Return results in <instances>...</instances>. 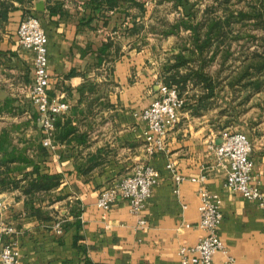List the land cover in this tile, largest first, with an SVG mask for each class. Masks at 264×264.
Masks as SVG:
<instances>
[{"label": "crops", "instance_id": "0c3cea01", "mask_svg": "<svg viewBox=\"0 0 264 264\" xmlns=\"http://www.w3.org/2000/svg\"><path fill=\"white\" fill-rule=\"evenodd\" d=\"M148 1L121 0L113 9L95 10L80 1H31V13L51 20L45 26L39 20L47 38L48 95L65 102L68 110L56 119L55 137L60 139L49 151L41 149V132L31 112L16 109V129L11 132L0 116V201L6 206L2 220L14 229L4 238L16 245L20 264H180L178 248L202 236L196 228L197 185L188 179L203 171L208 192L220 201L217 232L228 254L235 264H264V206L224 186V172L209 148L219 144L218 135L225 130L218 127L226 116L217 92L250 91L253 83L244 81L249 77H243L245 70L234 78L238 68L225 66L235 63L234 53L222 56L219 39L212 40L215 48L199 52L188 29L172 34V0H157L158 5ZM54 4L75 13L76 19L50 15L46 8ZM37 5L43 11L36 10ZM21 18L18 7L0 33V92L6 95L23 91L33 80L32 54L22 49L16 35ZM160 84L175 87L184 104L178 123L167 132L166 150L148 156L138 113L155 98ZM24 101L5 97L0 107L20 108ZM238 106L243 105L232 107ZM247 137L252 182L264 198V116ZM140 162L159 172L142 215L134 216L122 199L107 212L98 210L99 192L131 175ZM170 162L186 179L177 195L166 170ZM36 171L59 176L58 187L26 194ZM52 194L62 198V211L56 212ZM38 197L42 201H36ZM55 213L61 217V235L53 231L59 219ZM138 219L145 224L140 226ZM223 261L217 253L211 264Z\"/></svg>", "mask_w": 264, "mask_h": 264}, {"label": "built area", "instance_id": "2783aa9c", "mask_svg": "<svg viewBox=\"0 0 264 264\" xmlns=\"http://www.w3.org/2000/svg\"><path fill=\"white\" fill-rule=\"evenodd\" d=\"M16 35L22 49L32 54L33 80L26 89V96L35 108L36 122L41 130V145L48 151L54 150L55 122L67 112L68 105L48 95L47 38L39 19L34 15L24 17L19 22ZM183 104L184 100L175 87L160 84L155 98L141 110L139 118L145 125L143 139L148 156L166 150L167 132L178 123ZM209 148L213 151L216 167L224 172V186L245 200L264 206L260 189L252 182V145L248 137L239 132L229 133L221 137L219 144L211 143ZM166 170L172 180V191L177 195L180 184L186 179L174 162L168 163ZM205 172L197 178L188 179L197 185L199 220L196 228L202 232V236L197 243L178 248V261L180 264H211L212 257L220 253L224 258L223 264H235L234 258L228 254L218 236V227L222 221L220 201L218 196L208 192ZM158 181V170L140 162L134 166L131 175L103 188L98 194L95 207L107 212L118 199H122L127 202L130 212L139 218ZM5 209V204L0 201V264H20L16 245L6 242L4 238L14 233V229L2 220ZM138 224L143 226L145 222L138 219ZM61 225L59 221L54 223L53 231L56 235H61Z\"/></svg>", "mask_w": 264, "mask_h": 264}, {"label": "rangeland", "instance_id": "374dc122", "mask_svg": "<svg viewBox=\"0 0 264 264\" xmlns=\"http://www.w3.org/2000/svg\"><path fill=\"white\" fill-rule=\"evenodd\" d=\"M64 1H66V3H71V4H77V2L79 1L84 2V4L86 2L85 0H62V2H60L62 4L60 5H65L66 3ZM186 1L188 4L191 5L190 14L188 16V17L191 16V18L189 21H185L186 23L188 22L187 25L190 26H194L195 24H198L199 22L203 21L204 20L203 18H206L208 20L212 18V16H224V13L233 14L229 34L218 40L220 46L219 51L222 52L221 53L222 56L223 55L225 56L228 51L234 53L233 55L234 57L232 56L231 57L236 59L235 63L230 62L225 65L226 67L238 68L239 73L236 76H234V78L241 75V73L244 72V70L246 71L247 69L250 68L251 76L245 78L244 81L246 82V80L250 79L249 80L250 83L258 84V87L250 91L243 90V91L235 92L232 90H225V91L217 92L216 94L217 102L219 103V105H221V108H223L222 109L223 113H225L223 115L226 116V118L222 121V123L218 124L220 131H222V129H225L218 136L221 139L223 135L234 132L243 133L246 136H248L249 133L251 132V128L256 124L259 118L264 116L263 115L264 114V68H259L261 64H264V0H229L227 5L223 3L224 5H226L225 7L227 8L226 12L223 11L224 10V7L222 6L223 4H221V2L218 4V1L216 0H186ZM148 2L149 4L156 3L158 5L157 0H149ZM181 2L182 0H172V34H180L181 32H183L181 30H184V28L181 25V21H183V17L185 16H184L183 8L181 6ZM53 3H57V2H53ZM14 6H16V3L14 4ZM49 6L54 7L55 4ZM16 7L18 8L21 6L18 5ZM55 7H58L57 14H59V17L57 18L59 20L76 19V16L74 15L75 13L63 12L60 6H55ZM23 8L25 9L24 10L25 13H23L22 11L21 20L29 15H34L39 20H41L42 26L50 25L51 23L50 19L48 20L42 15L39 16L37 14L31 13L34 12L32 9H29L32 8L31 2H26L23 5ZM64 11H66L65 8ZM238 12L251 16V19L247 20L245 18L237 17L236 15ZM155 13L157 16L158 15L160 16L158 12ZM4 27L5 26L0 27V33L2 34H4V30H5ZM203 29L202 31L204 33L205 30ZM213 41L212 40L210 41V45L208 46L209 48H215V46H217L216 42L215 45H213ZM258 69L261 72H257ZM26 70H27L26 76L29 78L30 77V75H28L30 74L29 65L26 66ZM26 89L27 88L23 89V91H10L8 92L7 95L5 92H2L3 95L0 96V99H4L5 97H8L12 99L25 100L24 102H26L25 103L26 105H23V107L20 108H16V106H10V105L6 107L4 106L0 107V112H2L0 113V116H4L7 122L9 123L8 126H6V131L8 132H11L12 130L16 129V120H15L16 109H19L21 113L26 110L28 113L31 112V117L35 115V121H36L35 108L31 104L28 97L26 96ZM246 96H248V98ZM244 100L246 101L245 104H244ZM239 104L243 106L242 107L238 106L237 108L232 107L233 105L237 106ZM231 116H233L234 118H230ZM12 119H14L15 122L12 123ZM35 129L36 131L40 130L39 125L35 126ZM10 141L12 140H9V142ZM37 148L39 152L40 149L39 145H37ZM51 198L53 199L54 206H56V212L62 211L63 205H61L60 203L62 201V198L58 197L55 194H52ZM36 201H42V199H39L38 197ZM57 217L59 219H55L54 222L57 221L61 222L60 215H58Z\"/></svg>", "mask_w": 264, "mask_h": 264}, {"label": "trees", "instance_id": "16d2710c", "mask_svg": "<svg viewBox=\"0 0 264 264\" xmlns=\"http://www.w3.org/2000/svg\"><path fill=\"white\" fill-rule=\"evenodd\" d=\"M32 0H1L0 1V27L5 26L8 23V16L11 12L16 11L18 8L14 6V4H18L20 9L24 12L23 5L26 2H31ZM46 2L49 0H45ZM86 4L90 6L93 10L95 9H101L102 7H106L107 9H113L116 7L121 0H85ZM218 1V4L221 2V4H226L228 3L229 0H216ZM135 2H133L134 4ZM222 5L224 7V12H226L227 8L226 5ZM137 5V4H135ZM55 6H59L58 4H55ZM50 7L49 5L47 6V12L51 15L57 14L58 13V7ZM237 17L245 18L247 20L251 19V16L242 14L241 12H238ZM191 18L190 17H185L186 21H189ZM233 14H225L224 16H212L210 19L203 18L204 20L199 22L198 24H195L194 26L187 25L186 22L181 21V25L184 29H188L191 33L192 36V44L194 48L197 51H203L204 49H207V47L210 45L211 40H218L220 38L225 37L226 35L229 34L230 31V25L232 22ZM185 21V20H184ZM204 28V29H203ZM203 30L205 32L203 33ZM204 37V38H201ZM182 63V61L180 62ZM259 68H264V64H261ZM257 72H261L259 69ZM70 75V74H69ZM68 75V76H69ZM196 77L200 78L201 77L198 75H195ZM251 76V74H248V70L244 72L243 77ZM167 85V84H165ZM170 86V85H168ZM258 87V84H253V89ZM209 93L204 96V98H208ZM60 137L56 136L54 137L55 142L59 140ZM42 149L46 150L45 148L41 147ZM43 150V151H44ZM35 173V178L31 181V183L27 186V188L24 189V192L26 194L29 193H34L38 191H49L52 189H55L58 187L60 183V178L59 176L55 175H44L40 174L38 171L34 172Z\"/></svg>", "mask_w": 264, "mask_h": 264}, {"label": "water", "instance_id": "95a60500", "mask_svg": "<svg viewBox=\"0 0 264 264\" xmlns=\"http://www.w3.org/2000/svg\"><path fill=\"white\" fill-rule=\"evenodd\" d=\"M181 6H182V8H183L184 16H185V17H188L189 14H190L191 5L188 4L186 0H182V2H181ZM36 10H38V11H43V8L40 7V5H37ZM1 95H3L2 92L0 93V96H1Z\"/></svg>", "mask_w": 264, "mask_h": 264}]
</instances>
